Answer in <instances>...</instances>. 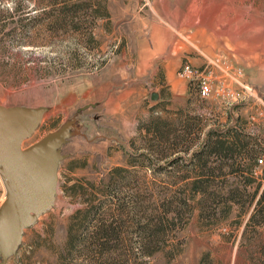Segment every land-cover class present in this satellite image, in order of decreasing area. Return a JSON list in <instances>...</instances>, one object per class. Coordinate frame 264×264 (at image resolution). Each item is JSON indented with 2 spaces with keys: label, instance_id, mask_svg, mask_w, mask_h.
<instances>
[{
  "label": "rangeland",
  "instance_id": "374dc122",
  "mask_svg": "<svg viewBox=\"0 0 264 264\" xmlns=\"http://www.w3.org/2000/svg\"><path fill=\"white\" fill-rule=\"evenodd\" d=\"M0 105L81 128L6 264H264V0H0Z\"/></svg>",
  "mask_w": 264,
  "mask_h": 264
},
{
  "label": "water",
  "instance_id": "95a60500",
  "mask_svg": "<svg viewBox=\"0 0 264 264\" xmlns=\"http://www.w3.org/2000/svg\"><path fill=\"white\" fill-rule=\"evenodd\" d=\"M158 94L153 92L152 99ZM43 108L0 105V177L5 199L0 205V264L15 256L24 230L53 205L61 147L80 133L75 117L36 142L22 147L38 128Z\"/></svg>",
  "mask_w": 264,
  "mask_h": 264
},
{
  "label": "built area",
  "instance_id": "2783aa9c",
  "mask_svg": "<svg viewBox=\"0 0 264 264\" xmlns=\"http://www.w3.org/2000/svg\"><path fill=\"white\" fill-rule=\"evenodd\" d=\"M178 75L182 78L197 81L198 95L200 98H207L210 95L212 91V80L210 79L211 72H208L206 68L198 70L193 68L190 64L184 63L180 66ZM232 95L231 93V96ZM256 162V164L262 165L264 163L263 156H258Z\"/></svg>",
  "mask_w": 264,
  "mask_h": 264
},
{
  "label": "trees",
  "instance_id": "16d2710c",
  "mask_svg": "<svg viewBox=\"0 0 264 264\" xmlns=\"http://www.w3.org/2000/svg\"><path fill=\"white\" fill-rule=\"evenodd\" d=\"M216 134L218 135V141L214 142V148L210 149L207 152L206 149L210 147V144L207 141H204L201 144L200 150L196 152L198 155L201 156L205 153H208L218 154L219 156H221L223 154L226 157L227 150H232L233 152L236 150L238 153H240L246 146V143L244 141H241V139H238V137L233 138L232 141H228V139H226L227 135H225V133L216 131ZM206 135L210 137L209 133H206ZM255 160H257V157Z\"/></svg>",
  "mask_w": 264,
  "mask_h": 264
},
{
  "label": "crops",
  "instance_id": "0c3cea01",
  "mask_svg": "<svg viewBox=\"0 0 264 264\" xmlns=\"http://www.w3.org/2000/svg\"><path fill=\"white\" fill-rule=\"evenodd\" d=\"M172 71H174V69ZM170 73L172 74V72H170Z\"/></svg>",
  "mask_w": 264,
  "mask_h": 264
},
{
  "label": "bare ground",
  "instance_id": "6f19581e",
  "mask_svg": "<svg viewBox=\"0 0 264 264\" xmlns=\"http://www.w3.org/2000/svg\"><path fill=\"white\" fill-rule=\"evenodd\" d=\"M23 145V144H22Z\"/></svg>",
  "mask_w": 264,
  "mask_h": 264
}]
</instances>
